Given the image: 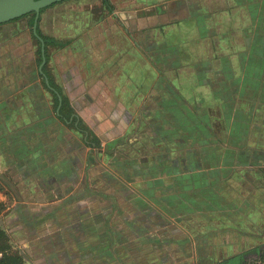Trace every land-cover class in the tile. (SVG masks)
<instances>
[{"label": "crops", "instance_id": "0c3cea01", "mask_svg": "<svg viewBox=\"0 0 264 264\" xmlns=\"http://www.w3.org/2000/svg\"><path fill=\"white\" fill-rule=\"evenodd\" d=\"M259 13L264 0H64L0 24V150L63 192L52 206L79 213L80 255L112 241L101 192L131 231L160 218L191 256L201 241L218 261L222 246L243 253L234 244L246 235L231 229L226 242V219L264 224ZM159 207L192 210L148 212Z\"/></svg>", "mask_w": 264, "mask_h": 264}, {"label": "rangeland", "instance_id": "374dc122", "mask_svg": "<svg viewBox=\"0 0 264 264\" xmlns=\"http://www.w3.org/2000/svg\"><path fill=\"white\" fill-rule=\"evenodd\" d=\"M122 6L118 5V8H122ZM257 16L256 27L262 29L264 27V16H261L260 13ZM199 31L203 32V30ZM202 32H199V35ZM182 39L183 37L179 36V39L174 41L180 42ZM130 67H133V65H130ZM3 125L1 122L0 129L3 128ZM15 160L9 158L4 149L0 150V259L3 255H16L22 259L23 264H264V260L259 261L261 253L264 251V224L252 223V221L250 224L246 222L235 223L237 218L230 213L226 219L229 235L225 238V241L231 242L230 237L233 233L231 229H238L240 235H246V239H239L240 241L238 240L234 244L237 246V250H234V252L243 250V253H236L228 257L231 252L222 246L220 248L222 256H219L220 261H218L217 257L209 258L201 255V251H203L201 241L200 245L196 244V250H200V252L197 251L194 256H191L192 251L187 243H183L181 249L176 243L178 240L183 241L182 236L176 239L177 235L175 233H167V231H172L174 226H178V224H173L170 220H167L168 223H166L158 218L156 224L153 222V226L147 227L145 224H137L136 228L140 232L131 231L123 220L119 219L120 221H118V218L122 215L117 213L119 204L114 198H111L113 195L110 196L111 194L106 192H101L100 197L102 198L101 201L104 202L112 200L110 202L112 205V208H110L111 214L105 223V229L109 232L112 241H109L110 243L104 241L103 244H100V247L89 246L88 248H94L92 250L94 254L90 252L87 257L85 254L80 255L83 252L80 248L82 239L80 235L75 233L76 221L80 217L79 213L71 211L72 208L69 210L65 207L52 206L50 204L51 198L60 194L59 188L55 185H49L51 181H48V179H44L48 183L47 185H41L32 176L29 177L25 174V177H23L22 173H19L21 171L17 169ZM50 186L55 187L53 193L49 190ZM52 194L53 196H51ZM189 210L159 207L152 208L148 212L155 211L157 212L155 216L158 217L178 215L183 218L188 216ZM255 210L256 214L264 216L263 209L257 208ZM69 211L70 214H66ZM229 212L227 211V213ZM196 214V218H203L205 215L203 210L201 213ZM152 215L154 214L152 213ZM68 216L71 219L67 220L66 217ZM167 224L168 226H166ZM182 225L183 227L189 226L193 230V226H191L193 224L184 223ZM198 225H196V234L203 238L206 231L203 226L198 229ZM157 227H160V230ZM164 227L167 229H164ZM260 230L262 231L259 233L249 234L252 231ZM67 232L72 233L73 240L65 238L62 240V236ZM140 233L148 239L145 240L144 238V241L137 239ZM117 235L122 239H126L125 242L115 241L114 236L117 238ZM66 236L67 234H65ZM172 237L175 239H172ZM121 238L119 239L122 240Z\"/></svg>", "mask_w": 264, "mask_h": 264}, {"label": "water", "instance_id": "95a60500", "mask_svg": "<svg viewBox=\"0 0 264 264\" xmlns=\"http://www.w3.org/2000/svg\"><path fill=\"white\" fill-rule=\"evenodd\" d=\"M64 0H0V24L29 13L39 15L41 9Z\"/></svg>", "mask_w": 264, "mask_h": 264}, {"label": "trees", "instance_id": "16d2710c", "mask_svg": "<svg viewBox=\"0 0 264 264\" xmlns=\"http://www.w3.org/2000/svg\"><path fill=\"white\" fill-rule=\"evenodd\" d=\"M106 2L107 0H103V4L106 5ZM45 9L46 8L41 9L40 12H43ZM0 211H1V208H0ZM0 235H1V231H0ZM262 260H264V251L261 253L259 261H262ZM0 264H23V261L19 256H16V255H3L2 258L0 259Z\"/></svg>", "mask_w": 264, "mask_h": 264}]
</instances>
